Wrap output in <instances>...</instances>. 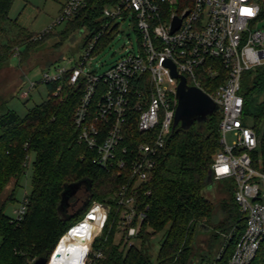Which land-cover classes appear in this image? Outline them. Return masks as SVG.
<instances>
[{
  "label": "trees",
  "instance_id": "trees-1",
  "mask_svg": "<svg viewBox=\"0 0 264 264\" xmlns=\"http://www.w3.org/2000/svg\"><path fill=\"white\" fill-rule=\"evenodd\" d=\"M14 1L0 0V68L8 61L14 52L12 45L16 44L5 25ZM119 1L86 0L68 22L61 39L68 37L69 29L70 32L84 30L82 46L88 48L101 34L92 56L101 39L108 35L105 25L111 19L104 16V8ZM262 17L264 5L258 19ZM25 31L17 39L21 43L19 46L25 48L21 53L24 61L48 35L36 38L39 32ZM69 76L70 72L62 81L47 83L49 90H56L60 83L63 89L58 95L50 91L48 99L35 105L25 116L13 109L0 114V264H31L40 256H49L61 236L85 216L93 201L111 205L109 219L101 236L94 242L95 247L103 252L96 264H229L236 242L246 227L235 199L236 184L234 180L223 179L229 182L231 197L219 205L205 194L206 188L211 189L216 181L212 165L222 148V110L214 112L205 121L195 122L188 129L178 127L173 131L166 147L159 152L153 176L148 183L138 187L137 209L146 210L147 217L133 244H128L125 232L120 233L119 221L124 205L118 201L119 193L127 188L125 196H129L135 183L130 179L129 167L104 168L93 161L96 152L80 143L74 115L83 94V85L69 84ZM204 87L210 90L209 85ZM242 94L244 116L252 117L249 125L255 129L259 140L252 153L253 165L264 172V64L244 73ZM33 153L28 210L18 223L5 209L9 202L16 200L15 190ZM79 182L83 184L78 191L84 195L82 204H75L74 198L70 200V206L62 209L66 186ZM9 188L10 194L2 200ZM217 207L223 209V220H214ZM201 223L211 231L215 230V234L199 233ZM234 229L233 238L220 257L208 259L201 253V245L212 243L211 237L229 234ZM164 231L154 255L151 242ZM250 264H264V241Z\"/></svg>",
  "mask_w": 264,
  "mask_h": 264
},
{
  "label": "built area",
  "instance_id": "built-area-1",
  "mask_svg": "<svg viewBox=\"0 0 264 264\" xmlns=\"http://www.w3.org/2000/svg\"><path fill=\"white\" fill-rule=\"evenodd\" d=\"M85 2L64 0L55 25L73 18ZM262 5L264 0H121L114 10L104 8V16L111 19L106 26L120 16L132 15L141 34L138 53H128L103 73L86 72L85 59L81 65L70 59L71 67L43 74L42 80L51 83L62 81L70 72L69 84L83 85L74 125L80 143L96 152L93 161L104 168L129 167L135 185L129 196H125L127 188L122 190L118 201L124 205L120 233L125 232L128 244H133L147 217L146 210L137 209L138 187L153 176L159 152L174 131L181 79L165 64L171 61L178 74L186 76L188 85L208 93L223 112L222 148L215 156L212 175L215 180H234L235 199L246 223L229 264H250L257 257L264 241V172L253 165L252 153L259 140L255 129L244 121L242 81L245 72L264 64V30L254 29ZM175 16L181 22L173 31ZM49 31L51 27L36 38ZM100 35L86 48L87 58ZM206 84L210 90L205 89ZM228 133L235 135L232 144L227 141ZM28 204L26 192L14 210L13 221L23 220ZM110 211L111 205L93 201L85 216L61 236L46 264L61 258L63 239L87 220L97 223L98 230L89 237L88 248L75 254L78 260L72 264H96L103 252L94 242L101 236ZM234 233L235 229L227 235L225 246Z\"/></svg>",
  "mask_w": 264,
  "mask_h": 264
},
{
  "label": "rangeland",
  "instance_id": "rangeland-1",
  "mask_svg": "<svg viewBox=\"0 0 264 264\" xmlns=\"http://www.w3.org/2000/svg\"><path fill=\"white\" fill-rule=\"evenodd\" d=\"M63 1H14L5 25L10 37L16 44L12 45L14 52L0 68V114L8 109H13L20 116H25L35 105L47 100L50 91L58 95L63 89L62 83L58 84L56 90H49L48 84L42 80L43 74L49 71L52 72L58 67H71L70 59H74L75 64L79 65L85 59L84 70L86 72L103 73L128 53L139 52L141 34L137 29V21L133 19L132 15H128L127 17H118L116 21L105 27L106 30H109L107 37L101 39L98 50L87 58L86 48L82 46L85 31L74 30L70 32L69 29L68 37L63 40L61 39V34L67 29L70 20L55 25V20L59 16ZM120 2L121 0L117 3H109L107 6L114 10ZM49 27H51V31L48 32L47 37L35 46L28 59L24 61L21 53L25 48L19 46L21 43L17 41L18 36L24 34V30L41 33ZM254 29L264 30V17L256 21ZM34 82H36V86L32 87ZM244 121L249 125L252 122V117L246 115L244 116ZM234 140L235 135L228 133L227 141L232 144ZM30 159V165L21 178L20 185L15 190L16 200L9 202L5 209V212L13 219L15 218L14 210L19 206L24 194L26 192L30 194L32 190L34 153ZM212 186L211 189L206 188L205 190L206 196L212 201L219 205V203L230 199L229 182L227 180H216ZM10 191L11 188L3 194L2 200L8 197ZM83 196L82 191L78 193L80 198L78 206L82 204ZM222 210V208L217 207L214 220L220 221L225 218ZM164 233L165 231L157 234L151 242V251L154 255L158 252ZM209 234L213 236L215 230L208 232L207 235ZM227 234L221 233L214 239L211 237L212 243L209 242L208 246L206 244L201 245V253L203 252L208 259L217 258L225 246Z\"/></svg>",
  "mask_w": 264,
  "mask_h": 264
},
{
  "label": "water",
  "instance_id": "water-1",
  "mask_svg": "<svg viewBox=\"0 0 264 264\" xmlns=\"http://www.w3.org/2000/svg\"><path fill=\"white\" fill-rule=\"evenodd\" d=\"M180 22V17L175 16L172 23L173 31L180 27ZM165 64L172 68L174 76H179L181 79L177 93L179 104L176 111L173 130H176L178 127L188 129L195 122L205 121L208 116L220 110V105L217 104L208 93L197 86L188 85L186 76L178 74L174 63L171 61H166ZM82 186V182L72 183L66 186L62 195V209H65L67 206L71 205L70 200L78 193ZM210 231V228H208L205 224H199V233H208ZM58 255L59 253L57 252L56 257ZM47 261L48 255L40 256L31 264H46Z\"/></svg>",
  "mask_w": 264,
  "mask_h": 264
},
{
  "label": "bare ground",
  "instance_id": "bare-ground-1",
  "mask_svg": "<svg viewBox=\"0 0 264 264\" xmlns=\"http://www.w3.org/2000/svg\"><path fill=\"white\" fill-rule=\"evenodd\" d=\"M98 230V224L90 220L85 221L83 224L76 227L70 235H67L60 247L61 258L54 261L52 264H72L75 259V254L88 248L92 232ZM70 255V256H69Z\"/></svg>",
  "mask_w": 264,
  "mask_h": 264
},
{
  "label": "flooded vegetation",
  "instance_id": "flooded-vegetation-1",
  "mask_svg": "<svg viewBox=\"0 0 264 264\" xmlns=\"http://www.w3.org/2000/svg\"><path fill=\"white\" fill-rule=\"evenodd\" d=\"M76 195H78V193H77ZM76 195H75V196H73V198H72V199H74V198H75V199H76V202H75V204H77V205H78V203H79V201H80V198H79V197H77ZM72 199H71V200H72ZM70 204H71V203H70Z\"/></svg>",
  "mask_w": 264,
  "mask_h": 264
}]
</instances>
